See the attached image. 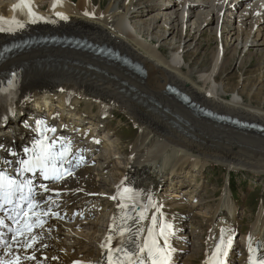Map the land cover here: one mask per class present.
<instances>
[{
    "label": "bare ground",
    "instance_id": "1",
    "mask_svg": "<svg viewBox=\"0 0 264 264\" xmlns=\"http://www.w3.org/2000/svg\"><path fill=\"white\" fill-rule=\"evenodd\" d=\"M95 1L101 2V0H48L47 3L46 0H30L32 10L38 17H43V19H37L35 23L31 22L32 18L25 14L26 9L16 7L20 4V0L0 1V18H2L0 25H2L1 20L7 21L10 25L14 24L10 30L0 31V47L13 38L23 37L25 34L74 36L113 48L120 56L140 65L144 70V73L136 72L123 66L122 63L97 57L95 53L62 46L36 47L27 52L24 50L0 65V115L3 125L15 124L19 130L23 129V133L27 136L32 134L29 121L36 118L35 115L26 114L30 103L35 105L34 110H39V115L48 109L49 117H52L57 108H60L64 112L60 115L61 124L68 126L70 131L74 128L73 126L80 127L89 122V125L82 126V131L91 128L92 135L88 139L94 137L95 129L100 125L99 118L95 116L96 107L97 115L100 117L113 116L114 109L118 108L121 112L127 113L141 129L140 140L133 146L131 153L125 156L124 168L120 170L118 166L112 165L109 169L108 173H112L110 176L115 182L113 185L102 176H99L101 178L99 184L92 182L89 177L90 172H98L97 176L104 175V170L112 163V156L108 151L101 156L97 167L90 170L81 169L76 177L58 188L64 190L58 200L61 208L66 212V217L73 220L72 215L75 209L88 217L96 216L98 220L96 228L99 227V231L95 230L96 232L92 235H86L76 230L78 228L75 224L57 223L61 236L73 235V238H67L70 241L73 240V244L66 241L58 243L56 238L45 239L41 247L32 250V255L37 261L23 264H72L75 259L101 260L104 255L107 261V247L115 249L121 246L122 238L114 229L129 227L135 233L137 228H141L144 230L142 241L147 236V229L153 226V216L157 218V231L159 221L162 219L163 223L172 226L169 236V244L173 250L170 264H174L173 259L177 251L174 246L178 245L174 230L181 215L179 210L161 206L164 204V199L160 200L158 191L162 187H171L173 190L169 197L171 201L184 199L185 195H191L190 199L196 198L195 192L198 189L194 190V188L197 183V172H202L210 162L226 163L241 168L253 167L258 173L264 172L263 162L255 166L252 163L255 158L258 162L264 160L262 133L247 127H235L234 124V126H226L225 124L228 125L226 122L203 116L200 107L203 106L218 112L217 114L232 118V115H235V118L248 119L262 125H264V110L246 102L243 94L232 98L226 97L228 92L226 87L217 81L227 65L225 56L216 75H214L215 70L212 72L211 68L198 71L195 66L184 67L178 54L169 58L164 54L163 49L153 47L143 35H139L138 25L132 22L137 20L136 22L146 25L147 21H141L143 17L150 15L153 10H158L162 13L157 16L150 15V19L156 21L163 19L167 23L170 21L174 23L175 19L172 20L174 13L169 15V12L175 7L179 8L181 4L184 7L188 5V11L186 13L182 10V15L180 17L177 15L175 18L184 21L187 15L190 20L195 16V11L204 8L208 2L194 5L189 0H184L182 3L181 0H110L114 1L113 4L110 2L106 9H102L100 4L94 5ZM253 1L238 2L237 0L238 4L235 8L244 4L250 5ZM39 3L42 5L39 6ZM54 3L55 7H53ZM249 9H253L252 16L257 19V23L264 22V2L254 4ZM232 10L234 11L231 8L230 11ZM57 13H62L67 19H61ZM199 16L201 17L202 14ZM20 23L24 24L23 28L19 27ZM208 24L210 25V22ZM153 31L154 26L151 34ZM177 50L178 48L175 52ZM185 53L186 51L182 52V59L186 63L187 54ZM216 58L219 63L218 57ZM196 74H199L201 79L198 80L195 77ZM212 83H215V86ZM168 86L176 87L180 92L190 96V99L199 107L196 105L190 108L189 104L182 103L181 96L176 97L167 91ZM261 89L263 86L254 93V97L261 96ZM73 93L77 96H73ZM7 99L11 100L9 106L4 103ZM33 101L35 103H32ZM83 107L84 111L79 112V109ZM25 116L28 119H24ZM49 123L51 124L49 127H52V121ZM35 124L38 127V123ZM76 134L72 136L77 139L78 136L85 135L83 132H79L78 136ZM6 140L8 136L4 133L3 127H0V142L5 143ZM83 141L76 140V144ZM93 146L94 144H90V147ZM114 148L117 153H121L119 145ZM85 151L84 155L87 156L89 152L87 149ZM173 168L175 169L171 174L178 178L165 181L164 177L168 176V170ZM178 169H186L189 177L181 176L177 173ZM123 185H129L140 196L135 210H132L131 204L129 209L122 210L118 207L120 199H112L116 196L117 189ZM182 188L184 189L178 191ZM92 193H102L108 197L94 198L90 196ZM227 193L223 194L222 203L217 211L205 221L207 229L210 228V237L208 246L203 249L206 261L204 264H209L213 260V253L221 237L225 239V235L233 236L236 232V226H233L234 230L230 232V227L235 223L237 225V214L230 206L231 198ZM142 209L146 219L128 220L125 225L122 219L124 212L137 217V213ZM263 219L264 216L261 214L251 235L248 239L246 238L245 254L247 251V255L245 261L243 257L240 259L243 261L242 264H245L247 260V264H250L251 256L264 258ZM109 236L112 240L111 244L107 245ZM245 242L243 241V244ZM161 244H163L162 239ZM78 246H82L81 249H78ZM125 246L131 245L129 243Z\"/></svg>",
    "mask_w": 264,
    "mask_h": 264
},
{
    "label": "rangeland",
    "instance_id": "2",
    "mask_svg": "<svg viewBox=\"0 0 264 264\" xmlns=\"http://www.w3.org/2000/svg\"><path fill=\"white\" fill-rule=\"evenodd\" d=\"M114 1L101 0L99 3L95 1L94 5L98 6V4H100L102 9H106L110 2L113 4ZM189 1L193 2L194 5L203 2H208V4L204 6V8L195 11V16L191 17L190 20H188L187 15H185L184 21L175 18L177 15L179 17L182 15V10H185L186 13L188 11V5L184 7V5L181 4L179 8L174 6V10H170L171 12H169V15L174 13V15H172V20L175 19L174 23L171 21L167 23L163 19L158 21L150 19V15L157 16L162 13L158 10H153L150 15H145L143 17L141 21H147L146 25L136 22L137 20H133L132 22L138 25L139 35H143L145 40L152 44L153 47L163 49L164 54L169 58H172L174 54H178L181 57V64L184 67L189 65L192 68L195 66L198 71L204 68H211L212 72L215 70L214 75H216L218 74V68L222 63L223 56H225L227 65L217 81L224 84L226 87L228 91L226 97L232 98L235 95L243 94L246 102L264 110V22L257 23V19H254L252 16L253 9H249L254 4L258 5V3H263L264 0H254L251 2L252 4L247 6L244 4L237 9L235 8L236 4H238L237 0ZM46 2L48 3V0H46ZM182 2H184V0H181V3ZM238 2H240V0H238ZM41 5L42 3H39V6ZM231 8L234 9V11H230ZM201 14L202 16L198 17V15ZM209 22L210 25L208 24ZM153 26L154 31L153 34H151ZM177 48L178 50L175 52ZM183 51H186L185 54H187L185 57L186 63L182 59ZM216 57H218L219 63ZM195 77H197L198 80L201 79L199 74H196ZM214 84L212 83L213 86H215ZM262 86L261 96L259 98L254 97V93ZM72 95L75 97L77 96L75 93ZM32 103L35 102L33 101ZM34 106V104H28L26 109V111H30L28 116L38 113L39 110H34ZM83 109L84 107L80 108L79 112H83ZM117 109L118 108L114 109L115 116L109 115V117H107L103 115L100 117L97 115L98 108H95V116L99 118L100 125L95 129V133L98 135H94V137L98 138L99 143L102 141V145L97 150L96 158L99 162L101 156L107 154L108 151L112 156V163L104 170V175H106V177L104 175L97 176L98 172H90V179L97 184L100 183L99 179L101 178L99 176L106 178L111 185L115 183L112 176H110L112 173H108L109 169L112 168V165H116L118 169L122 170L125 166V156L131 153L133 146L141 137V129L132 121V118L128 116L127 113ZM44 111L49 112L48 109ZM57 112L60 113L59 115L64 113L60 108H57ZM232 116L235 118V115ZM24 119H28V117L25 116ZM37 120L38 119H35L33 122ZM244 120L250 121L248 119ZM55 123L59 124L60 118H57ZM87 125H89V122L82 124L80 128ZM225 125L230 126V124ZM92 129H94V127ZM86 131H88L87 133H91V128L84 130V132ZM4 132L6 133L5 130ZM76 136H78V133ZM88 137L89 135L86 138ZM79 139L82 138L79 137ZM118 145L121 152L120 154L117 153V150L114 148V146ZM263 154L262 158H264ZM255 160L252 161L253 166L261 165V162L264 163V160L259 162L257 158H255ZM92 162L93 161L90 160L88 166L91 165ZM97 165L95 166V164H92L88 170L94 169ZM251 168H241L230 166L226 163L210 162L204 167L202 172H197V183L194 190L198 189V191L195 192L197 196L196 198L194 197V199H190L191 195H185L186 197L184 199L181 198L171 201V199H169L173 192L171 187H162L158 191L157 195H159L158 197H160V200L164 199V204L161 205L162 207H169L172 210L180 211L179 215H181V217L177 221L176 230H174L175 233L181 231L180 236L182 241L178 246H174L177 250L180 248L177 257L179 259V264H204L206 262L203 254L205 250L203 249L208 246L210 228L207 229L205 221L209 219L213 212L217 211L219 205L222 203L221 198L223 194L228 191L229 193L227 194L231 198L230 206L234 208L233 212L237 214V225L235 223L230 227V232L232 233L234 230L233 226H236V232L234 236V247L230 253L231 257L226 263H240L236 259L240 256L242 251L245 250L243 241L248 239L246 235H251L261 214L264 216V172L261 171L258 173L257 169ZM174 169L175 168L168 170V176L164 177L165 181L178 178L171 174ZM177 173H180L183 177H189L186 169H178ZM130 184L132 185V183ZM183 189L184 188L179 189L178 191ZM98 194L100 197L105 196L102 193ZM84 222L76 223L75 227L78 228L76 230L82 231L86 235H92L97 230L99 231V227L98 229L96 228L98 222L96 216ZM159 222L162 223L164 220L162 219ZM82 225L85 226L81 227L79 230V227ZM95 234L101 236L99 233ZM67 238H73V235L68 234ZM66 243L73 244V240L70 241V239H68ZM82 246H78V249H81L80 247ZM243 253L244 255L242 257L243 261H245L247 251L246 254L245 252ZM247 261L245 264H247Z\"/></svg>",
    "mask_w": 264,
    "mask_h": 264
},
{
    "label": "snow or ice",
    "instance_id": "3",
    "mask_svg": "<svg viewBox=\"0 0 264 264\" xmlns=\"http://www.w3.org/2000/svg\"><path fill=\"white\" fill-rule=\"evenodd\" d=\"M56 4H53L55 7ZM20 9H26V15L31 17V22L35 23L37 19H43V17H38L36 13L32 10L30 6V0H20V4L16 6ZM61 19H67L62 13H57ZM2 19V18H0ZM20 28L24 27L23 23L19 24ZM10 30V29H9ZM0 31H5L3 27H0ZM50 131H55V129H50ZM49 138L44 136L41 141L37 142V147L32 150L33 155L30 159L24 160L21 162L23 171H33L34 169H41L44 172L45 178H49L51 175L52 179L61 180L65 175H71L72 173L68 169H64V171H60L56 165L55 161L57 158H63L65 153L68 152V149L65 148L64 151L59 153L55 152L54 144L55 141L49 143ZM27 185L23 183H19L16 179L6 175L4 172L0 171V207H3V204H12L17 197L20 200L25 199L23 193L24 189ZM44 191H49V189L45 186ZM28 191L31 192V188H28ZM120 199V203L118 207L122 210L129 209V203L125 201L131 202L132 210L136 208V194L133 190L124 188L118 196H113L112 199ZM151 198H149L150 200ZM156 207V205H152ZM17 209L20 208V205H16ZM38 205L31 198L28 199L27 210H18L16 215L23 219V223L21 228L17 229V234L19 236H24L25 232H31L33 226H40L42 224L41 214L34 211ZM157 210H159L157 208ZM48 213H43V215H47ZM33 217L35 219H33ZM125 225L128 220H144L146 217L144 216V210L142 209L137 213V217H133L129 215L128 212H124L122 217ZM115 221V218H114ZM153 226L147 229V236L143 238L141 241V237L143 235L144 230L141 228H137L135 233H133L132 229L129 227H117L114 229L118 231L119 236L122 238L120 241L121 246L113 249L112 247H107V264H170L171 246L169 244V236L171 235V225L166 223H160L158 226V231L156 228L157 218L155 216L152 217ZM20 223V221H17ZM2 223V221H0ZM223 231V230H222ZM35 237H31L30 239L25 237L24 240H17L16 242L20 244L22 247L30 248L32 244L35 242ZM161 239L163 240V244H161ZM112 237L109 236L107 243L111 244ZM130 243V247L125 246ZM232 238L228 237L227 240L222 236L220 239V243L216 245V250L213 253V260L209 262V264H223V260L220 259L221 256L227 255V248L231 246ZM102 247H106V245H102ZM253 250L250 248V252ZM119 254V255H117ZM115 256V258H114ZM0 264H20V258L14 257L12 260H0ZM250 264H264V258L256 260L254 256L250 257Z\"/></svg>",
    "mask_w": 264,
    "mask_h": 264
}]
</instances>
